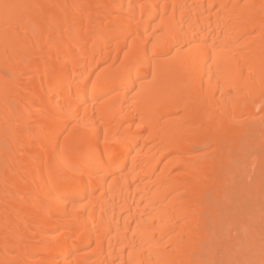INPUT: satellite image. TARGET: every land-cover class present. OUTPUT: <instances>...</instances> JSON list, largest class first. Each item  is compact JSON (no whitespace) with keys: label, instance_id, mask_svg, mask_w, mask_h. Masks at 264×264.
<instances>
[{"label":"bare ground","instance_id":"6f19581e","mask_svg":"<svg viewBox=\"0 0 264 264\" xmlns=\"http://www.w3.org/2000/svg\"><path fill=\"white\" fill-rule=\"evenodd\" d=\"M0 264H264V0H0Z\"/></svg>","mask_w":264,"mask_h":264}]
</instances>
